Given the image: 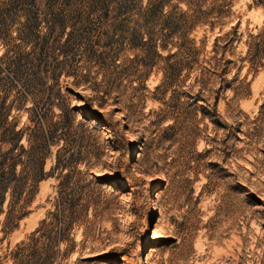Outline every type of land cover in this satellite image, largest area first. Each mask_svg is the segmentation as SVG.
Wrapping results in <instances>:
<instances>
[{
	"label": "rangeland",
	"instance_id": "rangeland-1",
	"mask_svg": "<svg viewBox=\"0 0 264 264\" xmlns=\"http://www.w3.org/2000/svg\"><path fill=\"white\" fill-rule=\"evenodd\" d=\"M148 1L0 4V111L56 129L0 264H264V0Z\"/></svg>",
	"mask_w": 264,
	"mask_h": 264
},
{
	"label": "trees",
	"instance_id": "trees-1",
	"mask_svg": "<svg viewBox=\"0 0 264 264\" xmlns=\"http://www.w3.org/2000/svg\"><path fill=\"white\" fill-rule=\"evenodd\" d=\"M4 1L8 2V0H1L0 4ZM147 4L144 12L149 16L152 15L151 13L159 11L163 2L162 0L161 2L160 0H150ZM227 6L228 2L218 0V3L214 4L211 8L214 10V17L217 18L220 17V15L222 16L224 11L227 10L224 9ZM181 14L182 16H187L185 11L181 12ZM253 39L254 40L248 45L247 51H251L255 59H259L257 63H264V30L254 35ZM215 47H217V45H215ZM214 54H217V52ZM221 59V57L218 58L213 55L210 57V62H205L209 64L217 62L219 64ZM59 95L60 94H57V96ZM59 110L61 114H69L71 111L68 108L65 112L61 107H59ZM29 121L32 123L33 120L29 118ZM32 130L33 127L29 125L16 128L14 120H8L7 112L5 111L2 113V111H0V144L2 146L5 145L4 150L0 147V214L2 213L1 207L5 200L6 193L9 194L10 201L13 204L12 208L5 213L4 219L6 226H10L14 218L18 219L23 216L24 212H21V210L25 205L31 183L36 182L44 175L43 165L45 162L46 147L52 143V138L54 137L56 129L54 128L48 132L41 130L35 133H33ZM22 140L25 144L21 143ZM18 165H21V167L26 165L28 167L27 174L24 177L16 172V167ZM23 262H26L25 258Z\"/></svg>",
	"mask_w": 264,
	"mask_h": 264
},
{
	"label": "bare ground",
	"instance_id": "bare-ground-1",
	"mask_svg": "<svg viewBox=\"0 0 264 264\" xmlns=\"http://www.w3.org/2000/svg\"><path fill=\"white\" fill-rule=\"evenodd\" d=\"M128 134V133H127ZM108 154L112 155V156H116L117 155V151L115 150H111Z\"/></svg>",
	"mask_w": 264,
	"mask_h": 264
}]
</instances>
